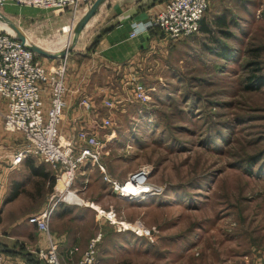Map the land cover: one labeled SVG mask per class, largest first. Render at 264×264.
<instances>
[{"label": "rangeland", "instance_id": "374dc122", "mask_svg": "<svg viewBox=\"0 0 264 264\" xmlns=\"http://www.w3.org/2000/svg\"><path fill=\"white\" fill-rule=\"evenodd\" d=\"M217 7L213 2L203 18L207 31L164 46L153 67L135 68L148 88L144 102L134 97L129 69L102 67L95 75L83 70L97 23L91 19L83 27L68 55V83L94 81L92 114L111 116L114 124L99 129V161L81 167L73 189L105 210L58 202L49 186L43 198L39 180H29L35 196L12 204L6 220L56 203L55 209H71L56 227H71L73 238L86 236V246L100 234L96 264H264V11L255 13L249 5L245 12L238 5L241 16L230 10L234 18L227 13L229 24L219 25L213 18ZM88 9L76 17L71 10L17 6L0 12L36 44L59 52L73 43ZM0 30H12L1 17ZM39 58L47 67L61 63ZM110 87L117 101L123 99L114 111L102 102ZM71 124L66 116L61 122L66 139L73 136ZM23 144L22 135L6 131L0 119V173ZM145 165L152 167L148 182L158 194L117 198L105 176L124 182ZM9 195L6 188L0 210ZM76 209L79 219L71 217ZM65 262L72 263L70 257Z\"/></svg>", "mask_w": 264, "mask_h": 264}, {"label": "built area", "instance_id": "2783aa9c", "mask_svg": "<svg viewBox=\"0 0 264 264\" xmlns=\"http://www.w3.org/2000/svg\"><path fill=\"white\" fill-rule=\"evenodd\" d=\"M95 1L0 0V9L17 6L61 12L71 10L76 17L81 9L90 8ZM209 6L210 0H167L164 9L148 22L133 23L130 36L157 30L170 42L185 40L200 32ZM68 55L61 58V63L47 67L41 62L40 56L21 42L16 34L0 30V119L6 131L18 132L24 138L23 146L13 156L11 167L17 168L29 157L49 165L55 177L52 199L59 197L58 202L74 204L72 201L75 197H80L78 191L73 189L77 173L85 164L95 165L99 161L101 149L98 131L113 126L114 121L111 116L95 115L90 124L81 127L72 138L66 139L62 135L60 125L70 91ZM139 78L134 74L129 80L133 82L134 97L144 102L149 97L148 88ZM117 94L104 101L110 111L116 110L123 101H117ZM81 104L91 109L86 99ZM101 169L104 168L101 166ZM151 171L152 167L145 165L131 173L124 182L112 180L108 176H105V180L112 184L113 192L120 198H145L159 192L148 182ZM129 186L132 188L129 189ZM6 188L7 184L0 177V197L5 194ZM56 204L29 217V222L47 236L48 247L34 251L42 264H67L51 234L50 220ZM100 239V234L91 239L80 260L71 264H96ZM78 251V247L72 248L68 257L72 259Z\"/></svg>", "mask_w": 264, "mask_h": 264}, {"label": "crops", "instance_id": "0c3cea01", "mask_svg": "<svg viewBox=\"0 0 264 264\" xmlns=\"http://www.w3.org/2000/svg\"><path fill=\"white\" fill-rule=\"evenodd\" d=\"M213 2L218 6L216 10L213 11V18L218 19L219 25L229 24L226 14L228 13L231 18H234L232 12L234 13L236 11L238 5H240L243 8L242 11L245 12H247L246 9L249 10V5L254 6L253 11H255V13L264 11V0H210L208 11L211 9ZM165 3L166 2H163V0H107L104 2L98 12L92 17L93 21L97 23L95 27V36L92 38V45L88 48L90 50L88 63H81L83 70L88 69L89 74L95 75L102 67L114 71H127L129 69L130 75H134V73H139L133 72L138 66L140 69H143V67H153L155 55H158L164 46L171 45L173 42L168 41L166 38L162 37L159 31L155 30L143 31L135 37H131L130 34L133 23L148 22L164 9ZM235 3L238 5L234 7ZM230 10L232 12L229 13ZM235 14H237V18L241 16L237 12H235ZM92 46L93 48L91 50L90 48ZM59 60L61 61V58H59ZM76 81L77 80L72 79L70 84L68 83L70 91L67 95V107L65 110V116L68 117L69 123H72L71 130H68L73 134L81 127L90 124L92 117L95 116L92 114V108L95 106V100L93 99H96L92 91V88L96 87L94 81L91 82L90 80V83L87 82L86 84H78ZM114 94H117V91L111 88L110 94L107 93V96H110L105 99L113 97ZM84 99L89 102L92 107L91 109L81 104V101ZM105 99L102 101L103 105H105ZM34 166L44 168L45 171L50 173L51 180L53 179L54 175L49 165L36 161ZM0 177L7 184L8 194L11 193L13 184L23 183L25 185V192L21 193L14 200L4 203L3 208L0 210V264H33L26 259V254H30L31 257L35 259L36 264H42L37 259L34 251L38 248L48 247L47 236L40 231L36 225L29 222L30 216L42 210L36 213H21L13 220H6L5 216L7 210L11 206H14L12 204L20 200L23 195H28L30 198L35 196V191L27 189L29 180H39V185L37 186L44 187V190L43 193L40 190L37 192H39L43 198L44 195L47 194L45 188L49 186V180H44L40 176L33 174L31 167L25 163L18 166L17 169L12 167L5 169L0 173ZM117 198L120 197L117 196ZM91 199V197L88 198L87 204H92L90 201L93 200ZM93 202L98 205L99 208H102V206L97 204V201ZM65 208L66 207L63 208L59 206L53 212L50 220L51 234L58 243L59 251L65 261L69 260V251L74 247H78L79 251L70 259L73 263H76L80 260L82 253L87 249L89 243L86 246L87 238H85L86 236L81 237L80 234H77V236L73 238L72 234L74 232L71 227L64 230H60L56 227V222L58 220L60 221L71 211V209L70 211H66L67 208ZM79 212H81V210H74L71 212V214L73 213L71 217L79 219ZM3 229L4 234L1 232ZM17 243L23 245L25 248H15L17 247ZM65 256L67 258H65Z\"/></svg>", "mask_w": 264, "mask_h": 264}, {"label": "water", "instance_id": "95a60500", "mask_svg": "<svg viewBox=\"0 0 264 264\" xmlns=\"http://www.w3.org/2000/svg\"><path fill=\"white\" fill-rule=\"evenodd\" d=\"M104 2H105V0H96L91 5V7L85 13L84 17L82 18V20L80 21V24L78 25V27L76 29V33L77 34L75 36V39H74L72 45L68 49H65V50H63L61 52H58V53L48 52L45 49H43L42 47H40L39 45H36L35 43L31 42L30 39L25 34V32L22 30V28L19 25H17V23L15 21H13L11 18L5 16L1 12H0V17L9 26V28H11L14 31V33L17 36V38L21 42H23V43L28 45L30 50H32L33 52L37 53L39 56H41L43 58H47V59L53 60V59H57V58H65L68 55V53L74 49L75 45H77V42L79 40V35H80L83 27L86 24H88V22L98 12V10L100 9L101 5Z\"/></svg>", "mask_w": 264, "mask_h": 264}, {"label": "trees", "instance_id": "16d2710c", "mask_svg": "<svg viewBox=\"0 0 264 264\" xmlns=\"http://www.w3.org/2000/svg\"><path fill=\"white\" fill-rule=\"evenodd\" d=\"M203 21V20H202ZM92 25V22H90L88 25H87V28H89L90 26ZM86 28V29H87ZM85 29V30H86ZM207 29H208V27L202 22L201 23V29L200 30H202V31H207ZM84 30V31H85ZM84 31L82 32V34H81V37H80V39H83L84 38V36H85V33H84ZM155 31H157V30H155ZM5 32H7V33H9V34H11V35H15V33H14V31L13 30H8V31H6L5 30ZM26 34V33H25ZM28 35V34H27ZM29 36V35H28ZM29 38L31 39V37L29 36ZM31 41L33 42V43H35L32 39H31ZM36 44V43H35ZM38 45V44H37ZM40 46V45H39ZM41 47H43V46H41ZM44 48V47H43ZM92 48H93V46L90 48L91 50H92ZM44 49H46V48H44ZM46 50H48V49H46ZM49 51H53V52H57V51H54V50H49ZM90 51V50H89ZM227 56V54H223V56ZM258 81H261V77H259L258 78ZM38 159H36V158H34V157H30V158H27L25 161H24V163L25 164H27L29 167H31V170H32V172H33V174H35V175H37V176H40L41 178H43L44 180H49L48 182H49V188L51 189H53V187H54V185H55V178L53 177V179L51 180V178H50V173L49 172H47V171H45L44 170V168H41L40 166L39 167H35L34 166V163L37 161ZM39 161V160H38ZM40 162V161H39ZM42 163V162H41ZM45 164V163H44ZM23 192H25V185L23 184V183H18V184H13V188H12V191H11V193H10V195H9V197H8V199L6 200V202H9V201H12V200H14L15 198H17L21 193H23ZM9 252V251H8ZM10 253V252H9ZM25 257H26V259L28 260V261H31L33 264H36V261H35V259L33 258V257H31V255L30 254H26L25 255Z\"/></svg>", "mask_w": 264, "mask_h": 264}, {"label": "bare ground", "instance_id": "6f19581e", "mask_svg": "<svg viewBox=\"0 0 264 264\" xmlns=\"http://www.w3.org/2000/svg\"><path fill=\"white\" fill-rule=\"evenodd\" d=\"M27 35V34H26ZM27 37L29 38V36L27 35ZM30 39V38H29ZM30 41H31V39H30ZM32 42V41H31ZM72 42H70V44H69V47L72 45L71 44ZM37 45V44H36ZM41 47V46H40ZM43 48V47H42ZM44 49V48H43ZM67 49V48H66ZM46 50V49H45ZM65 50V49H64ZM46 51H48V52H51V53H58V52H53V51H49V50H46ZM63 51V50H62ZM59 52H61V51H59ZM129 189H131L132 187L131 186H129L128 187ZM70 201H72V199H69ZM72 203H74L75 205H89L90 207H93L94 209H97V210H100V214H102L103 212H102V210L99 208V206L98 205H96V204H87V201H85L83 198H81V197H75V199L72 201ZM112 213V212H111ZM130 227L131 226H126V230H130ZM134 228V227H133ZM135 229V228H134ZM136 232L138 233V234H143V233H145V231L144 230H142V229H140V228H136Z\"/></svg>", "mask_w": 264, "mask_h": 264}]
</instances>
